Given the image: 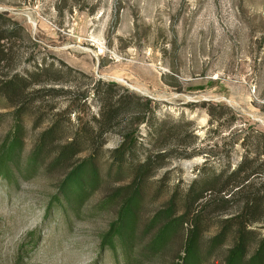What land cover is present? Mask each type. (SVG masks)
<instances>
[{
  "label": "rangeland",
  "instance_id": "374dc122",
  "mask_svg": "<svg viewBox=\"0 0 264 264\" xmlns=\"http://www.w3.org/2000/svg\"><path fill=\"white\" fill-rule=\"evenodd\" d=\"M0 13L24 28L15 48L20 75L39 63L52 66L31 83L71 92L48 96L34 92L38 85L31 87L23 95L28 111L20 120L0 97V151L18 132L22 142L9 164L13 182L0 178V264H181L190 227L178 228L159 246L153 240L161 225L152 222L173 199L175 218L182 216L184 196L197 177L223 165L233 170L250 146L248 141L243 147V139L264 134V0H0ZM110 84L117 86L115 96L131 94L127 112L144 111L149 101L154 123H190L180 140L200 153L173 159L144 184L133 240L123 245L115 234V249L103 248L102 240L120 223L124 198L133 189L129 177L116 178V168L115 178L106 177L110 151L120 143L117 134L107 137L99 158L102 184L78 202L60 189L87 152L54 169L48 167L50 152L39 165L29 164L52 122L64 124L62 141L79 123L90 124L99 104L91 91ZM141 133L146 140L147 126ZM252 180L256 193L264 179ZM119 190L122 196L110 200ZM224 201H201L207 208L200 249L203 255L211 251L203 264H225L235 245L236 226L224 233L225 220L241 205ZM249 231L251 255L264 236V222Z\"/></svg>",
  "mask_w": 264,
  "mask_h": 264
},
{
  "label": "trees",
  "instance_id": "16d2710c",
  "mask_svg": "<svg viewBox=\"0 0 264 264\" xmlns=\"http://www.w3.org/2000/svg\"><path fill=\"white\" fill-rule=\"evenodd\" d=\"M23 29L22 25L8 15L0 13V97L7 101L10 108L15 109L16 120H20L27 113L23 95L33 86H39L35 93L48 96L71 94L63 89L48 88L45 82L31 83L35 77L46 76L53 71L52 66L39 63L35 66L34 72H28L25 77L20 75L17 68L19 56L15 48L17 38L22 36ZM54 83L60 82L57 80ZM114 87L117 86L110 84L107 90L100 91L94 86L91 94L99 98V104L98 113L90 124L83 126L79 123L72 128L70 134L65 140L63 139L64 142L66 141L65 144L61 145L63 141L59 137L65 134L64 124L52 122L51 126L39 136L29 157V164L37 166L42 156L50 152L53 158L48 167L54 169L70 163L87 152L88 156L71 170L60 189L66 199L78 202L88 193L95 192L102 184L104 178L101 176L99 158L106 146L107 137L111 134L119 136V145L110 151L112 165L106 177H129L133 189L129 196L124 198L120 223L112 224L109 233L102 240L101 246L103 248L110 246L111 249L116 248L113 243L115 234L120 237L123 245L133 240L136 212L142 206L144 184L158 170L169 166L173 159L179 157L192 159L200 155L194 144H186L185 141L180 140L183 131L191 125L190 123H174L171 128H168L165 122L154 123L152 117L155 109L149 101L142 113L138 110L127 112V107L131 106L128 102L130 99L128 96L131 94L124 92L115 96V92L112 91ZM135 97L141 101L140 97ZM124 113L126 116L121 118ZM143 125L147 126L146 140L141 133ZM248 141L251 144L249 143L246 154L233 170L230 165H223L221 170L199 175L189 186L181 206L184 212L182 216L175 218L176 200L173 199L168 210L159 213L153 220V224L161 225L159 235L153 240L159 246L163 245L178 228H183L186 224L190 227L182 252L183 257L180 259L181 264H203L210 255L211 251L203 255L200 249L204 231L202 215L203 210L207 208L206 204L215 202L219 197H222L225 203H233L237 199V203L241 205L235 215L225 220L224 233L231 229V224H235L237 229L235 245L230 249L225 264H264V236L250 255L249 248L253 240L250 238L251 232H248V228L253 224L264 222V218L261 217V207L264 205V183L255 193L253 191L255 184L252 180L259 175L264 179V160L261 161L264 157V134L246 136L242 142L243 147H247ZM21 145L18 132L12 142L0 151V178L13 182L9 164L18 157ZM252 148L255 150L248 152V149ZM177 152H180L179 156ZM113 168H116L115 176ZM121 196L122 191L110 200ZM205 200L206 204L202 203ZM223 236L224 234L216 238L219 241L214 239L211 249L222 243Z\"/></svg>",
  "mask_w": 264,
  "mask_h": 264
}]
</instances>
